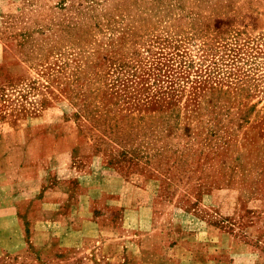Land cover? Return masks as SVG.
Here are the masks:
<instances>
[{
  "label": "rangeland",
  "instance_id": "obj_1",
  "mask_svg": "<svg viewBox=\"0 0 264 264\" xmlns=\"http://www.w3.org/2000/svg\"><path fill=\"white\" fill-rule=\"evenodd\" d=\"M84 185L159 198L158 264H264V0H0V264L129 261Z\"/></svg>",
  "mask_w": 264,
  "mask_h": 264
},
{
  "label": "crops",
  "instance_id": "obj_2",
  "mask_svg": "<svg viewBox=\"0 0 264 264\" xmlns=\"http://www.w3.org/2000/svg\"><path fill=\"white\" fill-rule=\"evenodd\" d=\"M46 188L50 189V185L47 183H43L39 188H34L33 190H29L30 192H18L14 191L9 194L8 197H38V192L39 190L43 189L45 190ZM85 190H89L88 192H91L95 189H98L100 191V194L98 196L96 195H90L89 193L85 192L82 195H75L72 193H68L66 197H81L82 203H87L88 207H92V205H95L94 209L96 208V205H100L102 202L107 203V206L104 208L105 214L103 213L104 211H97L94 210L91 212V218L88 217L89 221L93 222V227L95 229V232L98 233L99 237H101L100 245L101 249L103 248H109L110 246H114L117 244L118 239L113 238L114 233H116L119 230V223L117 215L118 212L121 211L123 213H126L129 210V222L127 224L125 223L126 227H124L125 231V237L128 239H124L120 241V244L123 246L122 248L126 250V252H129V261L126 259L125 264H134L133 262L136 261V250L140 251L141 254V259H143V262L145 263H151V264H158L156 261V257H149L148 255V248L145 245V240L144 238L149 234V232H156L158 234H163L164 228L163 225L161 224L160 220L163 217V212L159 211V198L156 197V199H149L148 197H141V199H134L132 197H129V205L128 203L123 204L122 199L123 197H117L115 196V193L108 192L107 194L101 193V187L99 185H92V186H86L84 185ZM52 189V188H51ZM40 190V191H41ZM58 197V196H57ZM61 197V196H60ZM153 197V196H150ZM128 199V197H125ZM127 201V200H126ZM99 210H102L101 207ZM136 216V217H135ZM87 219V220H88ZM127 219V215H126ZM125 219V220H126ZM57 220H53V222L50 225L52 227H48L46 231H35L33 232V237L35 236L42 235V234H49L51 241L54 242V237L56 235L59 236V233L55 232V228L53 226H58L59 224L57 223ZM71 224V223H70ZM214 224L209 223L205 221L204 226L201 228V236L208 235V232L211 228H213ZM61 227V225H60ZM53 228L54 230L50 231V229ZM63 228L65 229V235H73L75 229L71 225L64 224ZM105 231H110L109 233H113V237L110 238H102V234ZM76 232V231H75ZM184 232H187L186 230H176L174 229L173 232H171L173 238L175 241L171 243L168 248L171 250H176L181 249V250H186L189 248V244H183V235L185 234ZM47 234V235H48ZM187 235V234H186ZM129 243V245H128ZM177 243V244H176ZM208 239L205 241V243H200V245H204V247L210 245L208 244ZM52 245V244H51ZM53 246V245H52ZM111 248V247H110ZM159 248V247H158ZM161 248L158 249V251L161 252ZM111 252V251H110ZM212 258V257H211ZM173 260L168 259L171 263L174 262L175 264H183V261H180L179 257H172ZM210 258H208L209 260ZM111 264H116L114 262H111Z\"/></svg>",
  "mask_w": 264,
  "mask_h": 264
}]
</instances>
